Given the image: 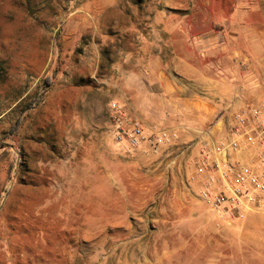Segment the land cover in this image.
Listing matches in <instances>:
<instances>
[{
	"label": "rangeland",
	"instance_id": "obj_1",
	"mask_svg": "<svg viewBox=\"0 0 264 264\" xmlns=\"http://www.w3.org/2000/svg\"><path fill=\"white\" fill-rule=\"evenodd\" d=\"M252 1L0 0V264H264V213L199 197L201 147L127 155L110 116L154 49Z\"/></svg>",
	"mask_w": 264,
	"mask_h": 264
},
{
	"label": "crops",
	"instance_id": "obj_2",
	"mask_svg": "<svg viewBox=\"0 0 264 264\" xmlns=\"http://www.w3.org/2000/svg\"><path fill=\"white\" fill-rule=\"evenodd\" d=\"M244 13L223 17L218 33L181 30L183 51L169 38L168 47L154 49L128 75L122 95L128 111L148 130L176 133L165 148L194 144L206 147L210 159H237L217 152L230 138L231 116L264 105V1L253 0ZM199 157L190 160L194 179Z\"/></svg>",
	"mask_w": 264,
	"mask_h": 264
},
{
	"label": "built area",
	"instance_id": "obj_3",
	"mask_svg": "<svg viewBox=\"0 0 264 264\" xmlns=\"http://www.w3.org/2000/svg\"><path fill=\"white\" fill-rule=\"evenodd\" d=\"M110 109L113 138L127 155H156L177 137L169 130H148L115 102ZM231 118L230 138L217 152H229L237 159H210L203 147L195 165L202 182L199 197L224 221L264 213V105L240 108Z\"/></svg>",
	"mask_w": 264,
	"mask_h": 264
}]
</instances>
